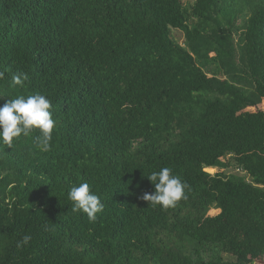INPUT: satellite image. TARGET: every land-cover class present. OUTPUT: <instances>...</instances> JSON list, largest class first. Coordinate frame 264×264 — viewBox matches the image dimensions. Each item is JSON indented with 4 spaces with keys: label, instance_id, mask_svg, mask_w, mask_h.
I'll use <instances>...</instances> for the list:
<instances>
[{
    "label": "trees",
    "instance_id": "trees-1",
    "mask_svg": "<svg viewBox=\"0 0 264 264\" xmlns=\"http://www.w3.org/2000/svg\"><path fill=\"white\" fill-rule=\"evenodd\" d=\"M0 72V106L40 93L56 121L49 151L0 142V264L263 260L264 110L236 113L264 99V0H0ZM163 167L174 207L141 199Z\"/></svg>",
    "mask_w": 264,
    "mask_h": 264
},
{
    "label": "clouds",
    "instance_id": "clouds-1",
    "mask_svg": "<svg viewBox=\"0 0 264 264\" xmlns=\"http://www.w3.org/2000/svg\"><path fill=\"white\" fill-rule=\"evenodd\" d=\"M3 72H0V77ZM28 79L27 74L21 73L12 77L15 85H23ZM52 103L45 95H18L0 106V142L11 147L15 138L29 135L38 129V147L41 151L51 149L52 133L56 121L52 117ZM147 178L153 183L155 191L145 192L141 199L149 204L163 208L174 207L177 202L187 199L185 189L189 187L186 181L177 174H173L170 167H163L158 172L153 171ZM68 199L73 202L74 211L87 214L89 221H95L97 213L103 211L104 204L98 194L91 190L87 182L74 185L68 192ZM30 237L25 235L21 243L28 244Z\"/></svg>",
    "mask_w": 264,
    "mask_h": 264
},
{
    "label": "rangeland",
    "instance_id": "rangeland-1",
    "mask_svg": "<svg viewBox=\"0 0 264 264\" xmlns=\"http://www.w3.org/2000/svg\"><path fill=\"white\" fill-rule=\"evenodd\" d=\"M174 34L176 35V37L180 41H183V32L181 30L174 29ZM259 109H263L264 110V99H263V101H262V103L260 105L248 107V108L244 109L243 111L236 113V117L239 118V117H241L242 115H244L247 112H255V111L259 110ZM224 170L225 169L222 168V167H217V168H213V169H210L209 167L206 168V171L209 172V173H211V174H215L217 172H222ZM217 194H218L217 191L216 192H213L212 193V197L213 198H216V195ZM220 210H221L220 209V203H219V201H216L214 203V205L210 208V210L208 211V213L209 214H213V213L219 212ZM251 259H253L256 262V264H264V263H262V262H264V258H263V260H259L256 257L252 256Z\"/></svg>",
    "mask_w": 264,
    "mask_h": 264
}]
</instances>
